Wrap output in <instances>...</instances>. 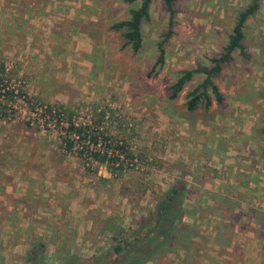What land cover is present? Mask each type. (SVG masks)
Here are the masks:
<instances>
[{
	"label": "rangeland",
	"instance_id": "1",
	"mask_svg": "<svg viewBox=\"0 0 264 264\" xmlns=\"http://www.w3.org/2000/svg\"><path fill=\"white\" fill-rule=\"evenodd\" d=\"M250 2L175 0V25L164 43L165 61L157 74L150 75L157 43L168 29V12L162 0L151 4L150 19L142 24L143 42L138 53L125 44L121 31L110 28L112 23L128 19L129 10L138 2L0 0V62L6 68V85L14 90L12 99L0 96V108L5 113L0 122L9 125L7 134L19 140L32 156H37L31 150L42 137L47 154L42 158H52L60 169V180L66 186L78 183L90 191L86 202L93 209L88 218L94 241L79 246L90 260L110 245L114 231L106 234L105 228L118 225L127 229L132 221L149 218L168 174L163 162L169 139L162 138L163 112L180 107L195 121L205 120L208 113L202 104L193 113L186 112L185 106L189 92L202 81V73L194 74L175 100L169 98V87L180 70L211 66L209 59L220 54L238 13ZM57 6L61 19L56 17ZM244 33L247 57L234 51L214 82L223 90L225 103L250 97L251 107L260 112L251 122L253 139L262 141L263 146L252 154L258 153L264 163V0L246 22ZM260 99V104L252 103ZM43 105L60 108L69 119L98 127L121 140L127 147L123 159L136 158L142 168L122 164L109 175L116 183L105 186L99 176L107 174V166L86 162L72 150L67 151L65 128L43 119L38 108ZM32 163L38 165L36 159ZM102 204L105 211L98 206ZM137 207L143 211H136Z\"/></svg>",
	"mask_w": 264,
	"mask_h": 264
},
{
	"label": "crops",
	"instance_id": "2",
	"mask_svg": "<svg viewBox=\"0 0 264 264\" xmlns=\"http://www.w3.org/2000/svg\"><path fill=\"white\" fill-rule=\"evenodd\" d=\"M56 9L61 19L62 11ZM242 99L223 101L224 106L212 102L205 120L188 118L180 107L163 112L162 138L169 139L163 159L168 174L161 189L164 194L176 182L183 184L182 214L172 243L162 249L164 264H264V163L258 153L252 154L263 143L253 139L251 122L260 112L251 107L250 97ZM9 128L0 122V264H26V252L36 241L44 244L38 256L42 264L90 260L79 248L94 241L88 218L93 209L86 202L90 191L60 180L52 158H42V137L31 150L37 156H32L7 134ZM35 159L38 165H33ZM109 175L108 170L99 176L105 186L116 183ZM98 206L105 211V205Z\"/></svg>",
	"mask_w": 264,
	"mask_h": 264
},
{
	"label": "trees",
	"instance_id": "3",
	"mask_svg": "<svg viewBox=\"0 0 264 264\" xmlns=\"http://www.w3.org/2000/svg\"><path fill=\"white\" fill-rule=\"evenodd\" d=\"M174 1L162 0L168 12V29L164 38L157 43L158 54L149 72L150 75L157 74L165 61L164 43L173 34V26L175 25L176 9L174 8ZM259 1L251 0L250 4L238 13L231 34L223 45L222 51L218 56L209 59L210 67H192L179 71V76L169 87V98L171 100L179 96L194 74L202 73L204 75L202 81L188 94L185 102L186 108L192 111L202 104L205 109H208L213 100L218 104L224 101V94L214 82V78L220 74L223 63L229 61L234 51L238 50L240 55L247 57L243 43L245 38L244 29L248 19L259 9ZM125 2L129 4L138 2V4L129 10L128 19L114 22L110 25V28L121 31L125 44L131 47L133 53H138L143 42L142 24L150 19V7L153 0H125ZM5 81L6 68L4 63L0 62V91L3 92L0 93V96L12 99L14 90L10 89ZM4 114L0 108V118L5 117ZM86 129V126H77L72 122H69L67 128L68 132L75 133L80 137L88 134ZM262 130L264 131V123ZM93 139L95 137H92ZM65 142L68 149H71L74 145V140L69 137H66ZM82 149L83 151L88 150V146L84 144ZM92 158L99 163H104L110 173H115L116 167L113 166L114 163L110 161L106 153L100 155L98 152H92ZM115 160L117 158H114V162ZM181 189H183L182 182H176L166 193L160 195L156 205L149 213V218L142 219V223L137 225L136 228H118L114 231L107 251L99 253L93 260H80V258H73L75 257L73 256L71 257L73 259L67 261V264H146L152 258L156 261V264H164L165 260L161 255L162 249L166 244L172 243L171 237H174V235L171 234L173 231H177L176 223H178L182 214ZM43 249V243L32 242L26 252V264H42L38 256L43 253Z\"/></svg>",
	"mask_w": 264,
	"mask_h": 264
},
{
	"label": "built area",
	"instance_id": "4",
	"mask_svg": "<svg viewBox=\"0 0 264 264\" xmlns=\"http://www.w3.org/2000/svg\"><path fill=\"white\" fill-rule=\"evenodd\" d=\"M26 97V95H22ZM32 104V102H30ZM40 110H42V116L43 119H47L48 123L51 124L53 122V125L55 127L56 123L59 125H63L62 127L65 128L66 135L74 140V145L71 149L67 148V144L64 139V147L67 149V151L71 152V150L80 158L84 159L86 162H97L92 158V152H98L100 155H103L106 153L107 157L110 158V161L114 163V167H121V165H130L137 168H142V165H139V162L136 158H124L127 147L123 145L122 141L113 137H110L106 134H104L102 131L98 129V127L86 126V131L88 134L84 137H80L79 135L75 133L68 132L67 128L69 126V122L74 123L75 125L79 126L82 125L80 123H77L74 118L69 119V117L63 113L64 111H61L60 108L54 107V106H40L38 107ZM89 126V127H88ZM92 137H95V139L92 140ZM88 146V150L83 151L82 146L83 145ZM114 158H117L114 162ZM124 160V161H123Z\"/></svg>",
	"mask_w": 264,
	"mask_h": 264
}]
</instances>
